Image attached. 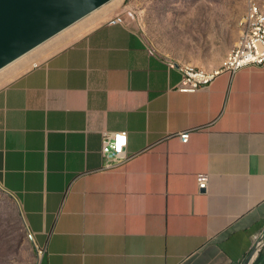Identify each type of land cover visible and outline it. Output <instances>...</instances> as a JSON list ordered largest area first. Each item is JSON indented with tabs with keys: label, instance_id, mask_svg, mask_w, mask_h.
<instances>
[{
	"label": "crops",
	"instance_id": "1",
	"mask_svg": "<svg viewBox=\"0 0 264 264\" xmlns=\"http://www.w3.org/2000/svg\"><path fill=\"white\" fill-rule=\"evenodd\" d=\"M170 61L123 19L0 88V189L38 264H244L264 232V65L182 93ZM111 132L129 159L100 171Z\"/></svg>",
	"mask_w": 264,
	"mask_h": 264
},
{
	"label": "rangeland",
	"instance_id": "2",
	"mask_svg": "<svg viewBox=\"0 0 264 264\" xmlns=\"http://www.w3.org/2000/svg\"><path fill=\"white\" fill-rule=\"evenodd\" d=\"M249 0H111L0 71V88L75 43L115 14L148 47L181 66L211 72L242 35ZM264 11V0H252ZM15 203L0 189V264H38Z\"/></svg>",
	"mask_w": 264,
	"mask_h": 264
},
{
	"label": "built area",
	"instance_id": "3",
	"mask_svg": "<svg viewBox=\"0 0 264 264\" xmlns=\"http://www.w3.org/2000/svg\"><path fill=\"white\" fill-rule=\"evenodd\" d=\"M245 13L246 22L244 23L243 34L226 55L222 65L216 70L206 72L189 66H181L172 61L168 63L169 68H178L182 74L181 81L176 87L177 91L182 93L196 92L207 88L214 77L220 72L228 71L234 73L245 68H260L264 65V14L259 11V5L252 4V0H249ZM122 22L123 17L120 14H115L104 23L116 25L122 24ZM214 122L215 119L208 121L206 126L202 128L185 130L175 135L180 142L184 144L187 143L191 132L207 129L211 127ZM126 146V132L105 133L102 138L100 150L102 159L100 171L113 170L125 163L129 159V156L126 154ZM208 181L209 178L207 174L200 173L196 175L198 192L206 190ZM262 247H264V232L255 240L248 254V263L255 259ZM36 253L40 260L44 252L42 250H36Z\"/></svg>",
	"mask_w": 264,
	"mask_h": 264
},
{
	"label": "water",
	"instance_id": "4",
	"mask_svg": "<svg viewBox=\"0 0 264 264\" xmlns=\"http://www.w3.org/2000/svg\"><path fill=\"white\" fill-rule=\"evenodd\" d=\"M105 1L0 0V67Z\"/></svg>",
	"mask_w": 264,
	"mask_h": 264
},
{
	"label": "bare ground",
	"instance_id": "5",
	"mask_svg": "<svg viewBox=\"0 0 264 264\" xmlns=\"http://www.w3.org/2000/svg\"><path fill=\"white\" fill-rule=\"evenodd\" d=\"M111 0H106L105 2L101 3L100 5L94 7L93 9H91L90 11H88L87 13L83 14L82 16H80L79 18H77L76 20H74L73 22L69 23L67 26L63 27L62 29L56 31L55 33H53L52 35H50L49 37H47L46 39H44L43 41L37 43L36 45H34L33 47H31L30 49L24 51L22 54L18 55L17 57L13 58L12 60L8 61L7 63H5L4 65H2L0 67V71L4 70L5 68H7L8 66L12 65L13 63H15L16 61H18L19 59L23 58L25 55H27L28 53L32 52L33 50H35L36 48H38L39 46H41L42 44H44L45 42L49 41L50 39H52L53 37H55L56 35L60 34L61 32L65 31L66 29H68L69 27H71L72 25H74L75 23L79 22L80 20H82L83 18H85L86 16L90 15L91 13H93L94 11H96L97 9H99L100 7L104 6L105 4H107L108 2H110ZM253 5H257L255 2H252ZM259 11L264 14V11L259 7ZM246 22V16H245V21ZM242 34H243V30H244V24L242 27ZM241 37V36H240ZM240 39V38H239Z\"/></svg>",
	"mask_w": 264,
	"mask_h": 264
}]
</instances>
